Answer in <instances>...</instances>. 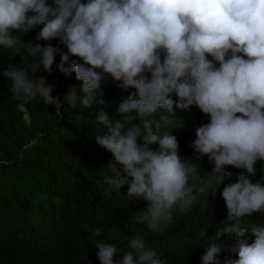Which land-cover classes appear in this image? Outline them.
<instances>
[{"label":"clouds","instance_id":"1","mask_svg":"<svg viewBox=\"0 0 264 264\" xmlns=\"http://www.w3.org/2000/svg\"><path fill=\"white\" fill-rule=\"evenodd\" d=\"M41 25L35 40L57 39V46L22 41ZM0 47L21 57L23 66L9 63L2 72L16 98L52 102L53 86L34 74L50 73L57 55V71L83 82L79 94L72 87L62 99L73 108L78 101L84 109L100 108L94 122L106 133L95 142L114 158L109 168L116 179L109 184L126 206L133 198L147 201L132 217L133 231L145 225L162 232L176 208L188 212L200 203L203 211L209 195L216 198L220 184L205 181L198 164L179 155L177 138L161 132L174 120V105L196 106L210 117L191 146L198 159L214 164L211 172L233 166L237 176L219 192L227 218L199 264H264V226L250 229L252 243L242 239L249 229L241 227L242 218L264 212V177L256 181L255 169L257 161L264 166V0H0ZM106 80L136 90L118 104L120 119L103 110ZM225 236L235 243L221 262L226 244L217 241ZM96 247L100 264H165L139 232L123 249Z\"/></svg>","mask_w":264,"mask_h":264},{"label":"trees","instance_id":"2","mask_svg":"<svg viewBox=\"0 0 264 264\" xmlns=\"http://www.w3.org/2000/svg\"><path fill=\"white\" fill-rule=\"evenodd\" d=\"M40 28L42 25L23 34L22 41L57 46V39L35 40ZM59 62L57 55L50 73L41 70L34 76L46 77L61 104L41 97L16 98L2 72L9 63L23 66L21 57L0 47V264H100L96 243H112L123 249L136 232L157 247L165 264H199L204 247L214 241L216 229L227 218L219 192L235 182L237 176L233 166H225L222 173L211 172L214 164L207 156L198 159L191 146L195 130L208 123L210 117L196 106L185 110L174 105V120L164 125L161 132L168 131L177 138L179 155L198 164L197 171L205 181L220 184L216 198L209 195L203 211L200 203L188 212L176 208L162 232H151L145 225H136L133 231L132 217L146 207L147 201L133 198L126 206L109 184L108 178L116 179L109 168L114 158L95 142L97 135L106 133L94 122L100 108L93 105L84 109L79 101L73 108L63 101V94L72 87L79 94L83 82L76 79L75 73L65 77L58 72ZM101 91L107 101L103 110L110 118L120 119L118 104L136 90L120 89L106 80ZM150 147L156 150L159 146ZM255 169L259 177H252V181H259L264 177L261 161H257ZM119 193L126 195L127 185ZM257 225L264 226V212L242 218L241 227L249 229L242 239L254 242L250 229ZM97 228L100 236L95 234ZM201 232H205L204 237ZM217 242L226 244L219 257L223 262L230 255L227 248L235 243V237L225 236ZM122 254L117 255V261Z\"/></svg>","mask_w":264,"mask_h":264},{"label":"rangeland","instance_id":"3","mask_svg":"<svg viewBox=\"0 0 264 264\" xmlns=\"http://www.w3.org/2000/svg\"><path fill=\"white\" fill-rule=\"evenodd\" d=\"M50 96L52 97V102H51V103L58 104V103H57V98H56V97H54V95H53V92H52V91H51V93H50Z\"/></svg>","mask_w":264,"mask_h":264},{"label":"water","instance_id":"4","mask_svg":"<svg viewBox=\"0 0 264 264\" xmlns=\"http://www.w3.org/2000/svg\"><path fill=\"white\" fill-rule=\"evenodd\" d=\"M57 103L59 104V99L57 98Z\"/></svg>","mask_w":264,"mask_h":264},{"label":"bare ground","instance_id":"5","mask_svg":"<svg viewBox=\"0 0 264 264\" xmlns=\"http://www.w3.org/2000/svg\"><path fill=\"white\" fill-rule=\"evenodd\" d=\"M112 219V218H111Z\"/></svg>","mask_w":264,"mask_h":264}]
</instances>
